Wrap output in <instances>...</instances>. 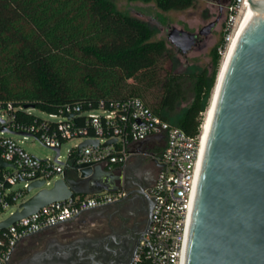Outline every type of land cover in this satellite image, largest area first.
I'll use <instances>...</instances> for the list:
<instances>
[{"label":"trees","instance_id":"trees-1","mask_svg":"<svg viewBox=\"0 0 264 264\" xmlns=\"http://www.w3.org/2000/svg\"><path fill=\"white\" fill-rule=\"evenodd\" d=\"M127 1L154 3L162 12L185 11L197 2ZM154 35L146 21L117 11L109 0H0V104L57 114L65 105L87 112L136 98L196 137L215 86L221 42L212 49L210 73L185 76L166 69L176 53ZM83 120L72 119L80 126ZM41 121L18 110L13 124ZM76 160L72 148L66 172L73 179Z\"/></svg>","mask_w":264,"mask_h":264},{"label":"built area","instance_id":"built-area-1","mask_svg":"<svg viewBox=\"0 0 264 264\" xmlns=\"http://www.w3.org/2000/svg\"><path fill=\"white\" fill-rule=\"evenodd\" d=\"M246 6L247 0H232L225 6L223 36L217 48L221 57L233 41ZM18 110L30 114V110L15 108L10 103L0 104V161L6 164L0 167V216L11 208L15 210L7 218L20 210V205L27 200L25 193L33 182H44L39 190L50 189L52 182L63 177L67 170L68 156L66 164L58 160L66 141L75 138L97 140L96 147L88 145L81 149L77 154L76 165L99 167L116 174L119 172L115 171L120 169L122 177L123 168L135 157L158 165L155 181L145 191L153 202L150 224L131 264H184L201 163V131L196 137L188 136L180 128L154 115L136 98L117 102L110 108L100 103L97 109L87 112H83L80 106L65 105L57 114H47L50 119L58 118L57 122L42 119L39 124L26 127L13 124ZM67 115L73 117L67 118ZM76 115L84 118L83 125H75L72 121ZM8 135H18L24 139L32 137L49 149H58V155L54 161L38 160L26 153ZM148 139L152 140L140 151L135 150L136 144ZM132 172H138V168L135 167ZM74 173L77 177V173ZM18 183H23L24 191L13 190V186ZM120 183L117 192L74 195L65 201L44 206L36 213L2 229L0 264H8L15 246L30 234L66 222L82 211L120 199L125 193L122 180Z\"/></svg>","mask_w":264,"mask_h":264},{"label":"water","instance_id":"water-1","mask_svg":"<svg viewBox=\"0 0 264 264\" xmlns=\"http://www.w3.org/2000/svg\"><path fill=\"white\" fill-rule=\"evenodd\" d=\"M247 5L254 14L229 59L204 142L184 264H264V0H247ZM216 24H209L200 35H207ZM169 37L183 53L196 39L176 31ZM151 140L136 144L135 150ZM88 145L96 147L98 141H83L77 154ZM55 152L57 156L59 150ZM3 166L6 164L0 161ZM129 170L123 168V172ZM74 171L76 179L64 172L50 189L39 190L43 181L30 184L27 191L37 189V193L0 222V231L74 195L117 192L116 183L123 178L83 164L75 165ZM148 204L152 210L150 199Z\"/></svg>","mask_w":264,"mask_h":264},{"label":"flooded vegetation","instance_id":"flooded-vegetation-1","mask_svg":"<svg viewBox=\"0 0 264 264\" xmlns=\"http://www.w3.org/2000/svg\"><path fill=\"white\" fill-rule=\"evenodd\" d=\"M215 1L222 11L231 0ZM157 173V164L142 160L138 172H124L120 199L27 237L15 246L8 264H131L150 224L145 191Z\"/></svg>","mask_w":264,"mask_h":264},{"label":"rangeland","instance_id":"rangeland-1","mask_svg":"<svg viewBox=\"0 0 264 264\" xmlns=\"http://www.w3.org/2000/svg\"><path fill=\"white\" fill-rule=\"evenodd\" d=\"M109 1L114 5L117 11L146 21L155 32L153 38L154 40L163 39L167 41L169 47L172 48L176 53L173 62H166L165 65L167 70L175 74H182L185 76L199 74L204 70H207L208 73L211 72V52L212 49L216 47L222 40L226 15L225 8L220 11L219 5L215 0H197L196 4L192 8L181 12H162L157 9L154 3L145 4L141 2H129L127 0ZM213 22L217 23L215 28L207 35H200V32ZM173 31L196 36L194 43L188 49H186L184 53L181 52V49L173 44L172 40L170 39L169 36ZM222 59L223 57H221L220 65ZM185 106L186 104L183 103L180 106V110H182ZM30 114H33L34 116L43 120H50L54 122L58 121V118L50 119L47 114L42 113L37 109H31ZM7 137H10L12 140L16 141L26 153L37 158L38 160L50 159L51 161H54L56 152L45 147L36 139L32 137H27L24 139L22 136L18 135H8ZM83 141L84 140L82 138H75L66 141L62 145L61 157L58 161L66 164L68 150L77 147ZM70 175H73V173H70ZM53 184L54 182H52L51 187ZM23 186V183H18L13 186V190L24 191ZM37 191V189H33L30 192L27 191L24 197L29 199L35 193H37ZM14 210V208H11L4 212L3 215L0 216V220L7 218L10 212Z\"/></svg>","mask_w":264,"mask_h":264},{"label":"bare ground","instance_id":"bare-ground-1","mask_svg":"<svg viewBox=\"0 0 264 264\" xmlns=\"http://www.w3.org/2000/svg\"><path fill=\"white\" fill-rule=\"evenodd\" d=\"M253 14H254V12L247 5L245 10H244V13H243V15L239 21L238 29H237L236 33L234 34L233 41L223 56V59H222L221 65H220V69L218 71V78H217V81L215 83V88L212 92V96L210 98V103H209L207 112L204 114V120H203L202 127H201V134H202L201 158H202V153H203V148H204V142L206 139V134H207L209 126H210V122H211V118H212V114H213V110H214V106H215L216 97H217V93H218L220 83L222 81L224 72H225L226 67L228 65L231 54L235 48L237 40L240 37V35L242 34V32L244 31V29L246 28V26L248 25V23L250 22V20L252 19Z\"/></svg>","mask_w":264,"mask_h":264},{"label":"crops","instance_id":"crops-1","mask_svg":"<svg viewBox=\"0 0 264 264\" xmlns=\"http://www.w3.org/2000/svg\"><path fill=\"white\" fill-rule=\"evenodd\" d=\"M141 162L142 159L140 157H135L131 159V161L125 166V168H130V169H134L135 167L138 168Z\"/></svg>","mask_w":264,"mask_h":264}]
</instances>
